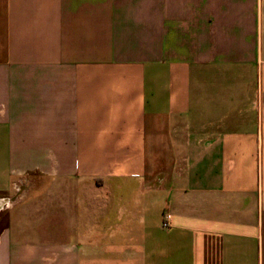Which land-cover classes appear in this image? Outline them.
<instances>
[{"label": "crops", "instance_id": "obj_1", "mask_svg": "<svg viewBox=\"0 0 264 264\" xmlns=\"http://www.w3.org/2000/svg\"><path fill=\"white\" fill-rule=\"evenodd\" d=\"M0 264H264V0H0Z\"/></svg>", "mask_w": 264, "mask_h": 264}, {"label": "built area", "instance_id": "obj_2", "mask_svg": "<svg viewBox=\"0 0 264 264\" xmlns=\"http://www.w3.org/2000/svg\"><path fill=\"white\" fill-rule=\"evenodd\" d=\"M163 226H168V223L167 222H163Z\"/></svg>", "mask_w": 264, "mask_h": 264}, {"label": "rangeland", "instance_id": "obj_3", "mask_svg": "<svg viewBox=\"0 0 264 264\" xmlns=\"http://www.w3.org/2000/svg\"><path fill=\"white\" fill-rule=\"evenodd\" d=\"M1 216H3V214H1Z\"/></svg>", "mask_w": 264, "mask_h": 264}]
</instances>
